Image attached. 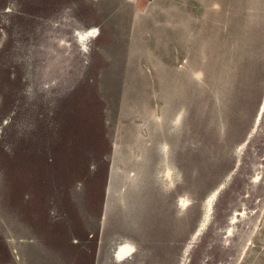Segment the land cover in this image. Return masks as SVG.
Returning <instances> with one entry per match:
<instances>
[{
    "label": "rangeland",
    "instance_id": "374dc122",
    "mask_svg": "<svg viewBox=\"0 0 264 264\" xmlns=\"http://www.w3.org/2000/svg\"><path fill=\"white\" fill-rule=\"evenodd\" d=\"M0 264H264V0H0Z\"/></svg>",
    "mask_w": 264,
    "mask_h": 264
},
{
    "label": "bare ground",
    "instance_id": "6f19581e",
    "mask_svg": "<svg viewBox=\"0 0 264 264\" xmlns=\"http://www.w3.org/2000/svg\"><path fill=\"white\" fill-rule=\"evenodd\" d=\"M94 35H95V30L91 29L89 30V32L83 33L79 36H81L80 38L82 41H85L86 39ZM134 251H135L134 244L126 239L124 243H121L118 246L117 250L114 252V257H116L118 261H122L127 256H130Z\"/></svg>",
    "mask_w": 264,
    "mask_h": 264
}]
</instances>
